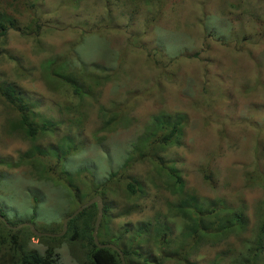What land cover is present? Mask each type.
<instances>
[{
  "label": "rangeland",
  "instance_id": "rangeland-1",
  "mask_svg": "<svg viewBox=\"0 0 264 264\" xmlns=\"http://www.w3.org/2000/svg\"><path fill=\"white\" fill-rule=\"evenodd\" d=\"M0 15L11 19L10 30L19 29L8 33L4 50L10 57L3 54L0 60V82L20 90L36 115L35 126L46 129L38 136L15 129L17 114L0 98V157L5 158L0 212L10 224L34 219L37 231L59 232L66 214L96 191L103 199L104 180L123 164L131 166L127 175L104 194L109 207L104 236L128 229L146 231L151 242L163 233L180 243L188 234L182 214L165 219V229L153 233L154 213H164L165 203L174 200L164 188L154 195L162 182L159 173L169 174L176 187L171 167L180 185L200 200L213 207L243 205L248 217L250 232L229 239L233 252L221 244L216 250L205 247L195 262L208 264L221 256L220 264H231L237 255L247 256L245 242L251 240L254 250L263 224L254 212L264 201V0H0ZM53 59L65 61L64 70L85 88L77 89L84 108L73 109L81 98L69 87L55 86L51 66L44 73ZM116 107L128 126L117 118L98 121L101 109ZM168 117L183 121L180 143L153 146L160 133L145 137L146 132L161 130L158 118L164 123ZM69 139L76 149L50 171L60 184L55 187L32 170L25 154L38 141L59 146ZM132 179L141 181L146 196L127 195L125 184ZM36 192L43 199L34 218ZM129 209L138 212L126 216ZM104 236L99 239L107 240ZM58 245L60 264H85L79 243ZM44 249L36 237L29 240L27 250Z\"/></svg>",
  "mask_w": 264,
  "mask_h": 264
},
{
  "label": "trees",
  "instance_id": "trees-1",
  "mask_svg": "<svg viewBox=\"0 0 264 264\" xmlns=\"http://www.w3.org/2000/svg\"><path fill=\"white\" fill-rule=\"evenodd\" d=\"M9 23H11V19L6 18L4 15H0V60L3 58V54H6L4 47L7 45V32L13 27V25ZM39 30L40 28L37 27L36 31L38 32ZM6 56L10 57L7 54ZM46 64L47 69L44 73H46L51 66V75L57 80L55 86L59 89L69 87L71 88L70 92L73 95L78 99L81 98L79 105H74L73 109L84 108L82 106H84L83 103L85 98L79 95L77 89L85 88L79 87L76 79L77 76L75 74L72 72L67 73V70H64L65 61L60 62V60L53 59L47 61ZM17 89L16 86L8 83L6 84L5 81L0 82V98L17 114L15 129L18 131L25 130L30 133V135L34 134L35 136H38L39 131H44L46 129L43 126L41 128L35 126L36 122L34 121V118L36 115L31 113L28 101L20 90ZM68 108H66L68 111L72 110ZM78 116L84 115L78 113ZM111 118L124 120L126 126H128V123L122 114V110L117 107L114 110L101 109L98 112V121L101 123L106 124V119L109 120ZM158 119L160 122L157 126H160L161 130H148L145 137H153L154 134L157 136L160 133L159 139H156L157 141L153 140V146L165 148L167 146L178 145L180 143V137L182 136L181 125L183 121L178 118L168 117L165 119L166 121L162 123L161 119ZM47 132L49 131H46L45 133ZM111 132L112 129L109 128L108 133ZM42 137L43 135L38 138ZM96 139L99 143H101V141L105 142L104 138L98 137ZM72 142L73 140L69 139L59 146H53L52 144L43 146L39 144L38 141L32 145L30 151L25 154V162L30 165L36 174H45L47 176V181L57 187L60 184L57 180L50 177L54 174L50 175V171L55 170L60 163V160L65 159L71 150L76 149L75 144ZM4 159L0 157V166H3ZM137 162H140V160L138 159ZM130 167L131 166L127 167L121 164L116 171L108 173L101 189L103 201L107 186L111 182H117L126 176ZM80 170H84V168H81ZM169 170L174 183H176V187H171V178L169 177V174L165 176L164 174L159 173L158 176L162 179V182L158 183L161 186H155L154 195L163 193L164 188L174 200L165 203L166 208L164 213L161 211H156L154 213L158 222V228L153 233L158 235L160 228L161 231L165 229V219H171L173 216L182 214L180 217L185 222L184 231L188 233L187 237H184L180 243H177L174 242L170 236L169 239H167L165 234L160 233L159 239L155 242H151L147 236L145 237L147 234L146 231H143L141 236L139 234L131 233L128 229H124L116 236L111 237L106 235L105 237L108 241L105 242L103 240L100 242H114L118 245L123 253L126 264H165L169 261V258L175 259V264H197L195 259H197L200 249L204 248L206 245L217 246L221 244L224 247V250L233 252L234 243L230 242L229 239L234 237V239L238 241L240 238L242 239L246 233L250 232L249 229L246 231L248 217L244 212V206L241 205V207L234 209L233 206L227 208L221 203L218 204V207L208 205L207 202L199 199L200 196L186 190L180 185L181 180L177 174L174 175L176 171L173 168L170 167ZM61 173L66 175V172L64 171H61ZM262 178L263 176L258 177L260 180ZM125 191L128 196H146V188L145 186H142L141 181L138 179H132L131 181L128 180L125 184ZM97 194L98 191H96L94 195ZM31 196L34 217L36 214V207L38 204L42 203L43 196H39L37 192ZM74 196H77V192ZM61 201L63 202V199H61ZM65 204L70 206L68 202H65ZM184 207H188V210L190 211L185 213V210H183ZM72 212L66 214V216ZM136 212H138V210L129 209L126 212V216ZM108 214L109 207L105 202L103 206V218L98 231L99 236L103 237L105 234L103 228L106 227L105 219L108 217ZM0 215L5 217L3 212H0ZM254 216L259 218L260 223H263L258 229L255 245H253L255 248L253 251L251 250L252 240L247 243L245 242L247 245V256L244 257L237 255L236 260L230 262L231 264H257L258 262L261 263L264 259V201L260 203V207L254 212ZM95 218L96 206L91 205L67 222V230L62 237H36V239L45 246L44 252H39L40 254L36 250H27L29 240L34 237L28 228L12 230L0 221V264H60V258L56 253V248L59 247L58 243L62 240H66L71 245L76 243L80 244V247L85 251V264H122L115 251L107 248L99 249L94 245L91 233L94 227ZM32 221H34V219ZM32 221L31 223H33ZM217 223L218 226L214 232H207L208 230H211L214 225L216 226ZM18 224L19 223H9L10 226H16ZM127 226H129V224H127ZM142 228L148 230L149 227L143 225ZM52 233L56 232L54 231ZM129 240H136L138 244L132 245L129 243ZM145 241L150 243H142ZM148 245H151L155 252L151 250L150 247H147ZM190 258H192L194 262H190ZM222 259L223 257L221 256L220 259L213 258V261H210L208 264H220Z\"/></svg>",
  "mask_w": 264,
  "mask_h": 264
},
{
  "label": "water",
  "instance_id": "water-1",
  "mask_svg": "<svg viewBox=\"0 0 264 264\" xmlns=\"http://www.w3.org/2000/svg\"><path fill=\"white\" fill-rule=\"evenodd\" d=\"M95 204L96 207H97V215H96V219H95V224H94V228H93V231L91 233V237H92V240L94 242V244L96 245L97 248H109V249H113L114 251H116L118 254H119V259L121 261L122 264H125L124 262V259H123V255L121 253V251L116 248L114 245H111V244H101L99 241H98V237H97V233H98V229H99V226H100V223H101V219H102V215H103V204H102V199L100 196H95L94 198L90 199L87 203L81 205L79 208H77L71 215H69L68 217H66L64 220H63V223H62V230L60 233H56V234H51V233H41L39 231H37L34 226L30 223H21L17 226H10L7 221L5 220L4 217H2L0 215V221H2L6 227H8L9 229H12V230H18L20 228H23V227H27L31 234L35 237H49V238H59L61 236H63L66 232V229H67V222L74 218L75 216H77L79 213H81L84 209L88 208L89 206Z\"/></svg>",
  "mask_w": 264,
  "mask_h": 264
},
{
  "label": "clouds",
  "instance_id": "clouds-1",
  "mask_svg": "<svg viewBox=\"0 0 264 264\" xmlns=\"http://www.w3.org/2000/svg\"><path fill=\"white\" fill-rule=\"evenodd\" d=\"M19 29L18 28H13V30H9L8 32H7V34L10 32V31H18ZM95 194V193H94ZM98 195V194H97ZM97 195H93L90 199H92V198H94L95 196H97ZM90 199H88V201L90 200ZM87 201V202H88ZM86 202V203H87ZM104 201H103V199H102V204H103V206H104V203H103ZM85 204V203H84ZM93 205H95V204H93ZM96 206V205H95ZM90 207V206H89ZM79 208V207H78ZM102 210H103V208H102ZM74 212V211H73ZM72 212V213H73ZM71 213V214H72ZM71 214H69V215H71ZM69 215H67L66 217H68ZM96 215H97V207H96ZM3 217V216H2ZM65 217V218H66ZM76 217V216H75ZM5 218V217H4ZM64 218V219H65ZM102 218H103V215H102ZM63 219V220H64ZM96 219V218H95ZM5 220H6V218H5ZM63 220H62V223H63ZM7 221V220H6ZM2 222V221H1ZM101 222H102V219H101ZM7 223H8V221H7ZM29 223V222H28ZM62 223H61V226H62ZM4 224V223H3ZM9 224V223H8ZM20 224V223H19ZM30 224H32V223H30ZM94 224H95V222H94ZM33 225V224H32ZM100 225H101V223H100ZM17 226V225H16ZM34 226V225H33ZM23 228H27V227H23ZM35 228V227H34ZM94 228V227H93ZM99 228H100V226H99ZM20 229H22V228H20ZM19 230V229H18ZM62 230V229H61ZM61 230L59 231V232H56V233H60L61 232ZM67 230V229H66ZM93 231V230H92ZM98 231H99V229H98ZM56 233H51V234H56ZM66 233V232H65ZM35 237V236H34ZM62 237V236H61ZM97 237H98V241L100 242L101 240L99 239V235H98V233H97ZM105 237V236H104ZM37 238H41V237H37ZM60 238V237H59ZM106 241H108V239L107 240H105V242ZM102 242V241H101ZM100 242V243H101ZM94 243V242H93ZM101 244H111V245H114L116 248H118L120 251H121V249H120V247H118V245H116V244H113V243H101ZM95 245V244H94ZM96 246V245H95ZM219 245H217V246H208V245H206L205 247H207V248H212V249H217V247H218ZM149 247V246H148ZM151 245H150V249H151ZM204 247V248H205ZM99 249H104V248H99ZM107 249H109V248H107ZM111 250H113V249H111ZM151 250H153L154 251V248L153 249H151ZM114 251V250H113ZM202 251H203V248H201L200 249V254L202 253ZM116 252V251H115ZM155 252V251H154ZM117 253V252H116ZM121 253H122V251H121ZM118 254V253H117ZM83 255V252L82 251H80L79 252V256H82ZM122 255H123V253H122ZM74 256V255H73ZM118 256H119V254H118ZM123 259H124V256H123ZM120 260V259H119ZM124 262H125V260H124ZM169 263H173V264H175L176 262H175V259H173V258H169V261L168 262H166L165 264H169ZM126 264V263H125Z\"/></svg>",
  "mask_w": 264,
  "mask_h": 264
}]
</instances>
